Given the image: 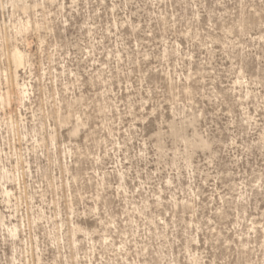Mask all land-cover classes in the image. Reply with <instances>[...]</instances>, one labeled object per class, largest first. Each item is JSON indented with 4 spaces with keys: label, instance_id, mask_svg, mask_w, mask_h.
<instances>
[{
    "label": "rangeland",
    "instance_id": "1",
    "mask_svg": "<svg viewBox=\"0 0 264 264\" xmlns=\"http://www.w3.org/2000/svg\"><path fill=\"white\" fill-rule=\"evenodd\" d=\"M0 264H264V0H0Z\"/></svg>",
    "mask_w": 264,
    "mask_h": 264
},
{
    "label": "bare ground",
    "instance_id": "2",
    "mask_svg": "<svg viewBox=\"0 0 264 264\" xmlns=\"http://www.w3.org/2000/svg\"><path fill=\"white\" fill-rule=\"evenodd\" d=\"M14 57H15L16 59H18L19 61H22V60H23V55H22V53H21L20 51H18V50H17L16 53L14 54ZM18 86H20V85L17 83V87H18ZM10 93H11V92L8 93V99H10V98L12 97V96L10 97ZM26 94H27V93H26V90L23 89V96H24V98H25ZM11 100H12V98H11Z\"/></svg>",
    "mask_w": 264,
    "mask_h": 264
}]
</instances>
